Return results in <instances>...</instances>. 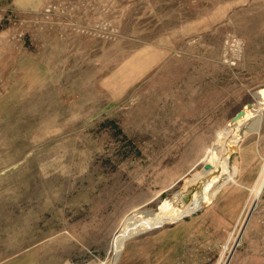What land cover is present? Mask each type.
Segmentation results:
<instances>
[{
	"label": "rangeland",
	"instance_id": "374dc122",
	"mask_svg": "<svg viewBox=\"0 0 264 264\" xmlns=\"http://www.w3.org/2000/svg\"><path fill=\"white\" fill-rule=\"evenodd\" d=\"M0 264H264V0H0Z\"/></svg>",
	"mask_w": 264,
	"mask_h": 264
},
{
	"label": "water",
	"instance_id": "95a60500",
	"mask_svg": "<svg viewBox=\"0 0 264 264\" xmlns=\"http://www.w3.org/2000/svg\"><path fill=\"white\" fill-rule=\"evenodd\" d=\"M249 106H251V105H249ZM244 114V110H242L240 113H238L235 117H233V119H232V122L234 123V122H236L242 115ZM207 166V167H206ZM205 166V168H208L209 166L208 165H206ZM199 209V207H197V208H194V209H191V210H189L187 213H185L184 215H182L181 216V218L182 217H184L185 215H187V214H190V213H193V212H195L196 210H198ZM180 219V218H179ZM162 223H164V222H161L160 224H162ZM158 225V224H157ZM119 255V254H118ZM116 258H118V256H116Z\"/></svg>",
	"mask_w": 264,
	"mask_h": 264
},
{
	"label": "bare ground",
	"instance_id": "6f19581e",
	"mask_svg": "<svg viewBox=\"0 0 264 264\" xmlns=\"http://www.w3.org/2000/svg\"><path fill=\"white\" fill-rule=\"evenodd\" d=\"M229 164V163H228ZM228 164L227 165H225V166H223V168L220 170V172L218 173V174H223L225 171H226V169L228 168ZM230 167V166H229ZM228 170V169H227ZM118 246V245H117Z\"/></svg>",
	"mask_w": 264,
	"mask_h": 264
}]
</instances>
